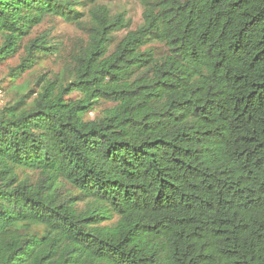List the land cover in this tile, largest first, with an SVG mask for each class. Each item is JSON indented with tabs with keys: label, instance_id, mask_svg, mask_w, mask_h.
I'll return each instance as SVG.
<instances>
[{
	"label": "trees",
	"instance_id": "obj_1",
	"mask_svg": "<svg viewBox=\"0 0 264 264\" xmlns=\"http://www.w3.org/2000/svg\"><path fill=\"white\" fill-rule=\"evenodd\" d=\"M114 1L0 0L13 76L87 36L0 109V264H264V0Z\"/></svg>",
	"mask_w": 264,
	"mask_h": 264
},
{
	"label": "rangeland",
	"instance_id": "obj_2",
	"mask_svg": "<svg viewBox=\"0 0 264 264\" xmlns=\"http://www.w3.org/2000/svg\"><path fill=\"white\" fill-rule=\"evenodd\" d=\"M113 14H124L131 21L128 30H135L142 23L143 7L134 0H117L114 2H104ZM127 31L118 34L121 38ZM39 36L50 38L54 50L46 59L39 62L31 70L24 72L20 77L13 76L14 70L21 64L23 51L16 57L0 63V109L4 108L15 98V90L21 86H29V89L38 90L36 82L40 76L52 77L60 71L64 65L72 62V56L83 49L87 44V36L76 25L66 23L60 18L47 16L44 22L34 28L30 39ZM3 41L0 39V46ZM78 98L77 95L73 96ZM97 110L88 114L87 119L93 120L102 112L112 107L103 103L97 106Z\"/></svg>",
	"mask_w": 264,
	"mask_h": 264
}]
</instances>
